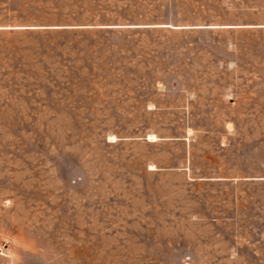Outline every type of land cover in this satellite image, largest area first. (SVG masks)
Segmentation results:
<instances>
[{
  "label": "rangeland",
  "instance_id": "1",
  "mask_svg": "<svg viewBox=\"0 0 264 264\" xmlns=\"http://www.w3.org/2000/svg\"><path fill=\"white\" fill-rule=\"evenodd\" d=\"M0 264H264V0H0Z\"/></svg>",
  "mask_w": 264,
  "mask_h": 264
}]
</instances>
